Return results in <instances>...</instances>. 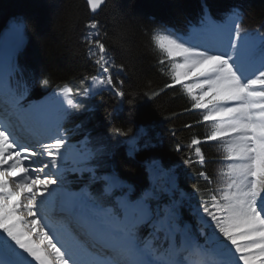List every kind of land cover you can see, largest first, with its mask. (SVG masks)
<instances>
[{"label": "snow or ice", "instance_id": "obj_1", "mask_svg": "<svg viewBox=\"0 0 264 264\" xmlns=\"http://www.w3.org/2000/svg\"><path fill=\"white\" fill-rule=\"evenodd\" d=\"M86 4L96 13L106 0ZM237 11L220 20L205 4L186 36L150 35L171 65L166 87H182L191 109L202 112L195 123L211 126L176 149H187L195 203L193 194L177 197L174 180L163 207L155 188L133 195L134 187L115 171L98 173L93 162L100 150L87 138L82 145L68 143L64 121L81 107L74 95L104 89L120 101L127 95L111 74L114 63L97 21L86 24L84 36L98 69L87 87L74 92L61 86L33 103L27 100L31 86L14 80V63L0 71V94L8 98L0 117V264H264V32L244 28ZM22 30L17 24L18 35ZM39 82L49 84L47 78ZM114 132L127 138L130 155L150 146L140 143L146 131ZM206 144L222 149L219 180L207 171ZM150 168L153 175L164 171L156 161ZM70 173L87 174L79 190L71 189ZM185 206L195 226L183 220Z\"/></svg>", "mask_w": 264, "mask_h": 264}, {"label": "trees", "instance_id": "obj_2", "mask_svg": "<svg viewBox=\"0 0 264 264\" xmlns=\"http://www.w3.org/2000/svg\"><path fill=\"white\" fill-rule=\"evenodd\" d=\"M205 4L220 20L238 10L244 28L264 32V0H106L94 16L84 0H0V32L9 19H22L26 43L16 54L15 76L31 86L27 98L32 99L65 84L74 92L87 86L96 67L86 57L81 34L89 21H97L115 66L123 65L118 81H123L127 95L123 101L110 92L95 97L74 95L81 107L72 109L64 121L69 140L83 144L87 138L90 147L100 150L93 162L99 166L98 173L115 171L134 187L133 195L148 187L145 163L154 160L172 171L179 192L193 194L195 203L199 195L194 171L184 163L187 149H176L178 144L190 143L193 136L202 138L211 126L195 123L202 119V112L191 109V98L182 87H166L171 83V65L150 43V35L167 27L187 33L198 22ZM161 59H165L164 65ZM43 78L49 80L48 85L39 82ZM115 128H132L134 133L143 129L147 134L140 143L147 141L150 146L129 155L127 138L115 133ZM204 151L209 157L207 171L219 180L222 149L206 144ZM68 179L80 187L87 174H70ZM203 184L201 180V189ZM98 189L99 185H92L90 190ZM181 211L183 220L195 226L189 208Z\"/></svg>", "mask_w": 264, "mask_h": 264}, {"label": "rangeland", "instance_id": "obj_3", "mask_svg": "<svg viewBox=\"0 0 264 264\" xmlns=\"http://www.w3.org/2000/svg\"><path fill=\"white\" fill-rule=\"evenodd\" d=\"M17 24H20L23 26V24L18 20V19H11L9 20L7 23H6V26L4 27V29L2 30V32L8 28V27H12V28H16V25ZM24 29V27H23ZM88 31V29L86 28V25L83 29V34H81V42L82 44L84 45L85 47V54H86V57L88 59H90L91 61H93L90 56H89V53H88V50H87V45L84 41V36L86 34V32ZM164 33H168V32H171L175 35H177L175 32L171 31L170 29H166V30H162ZM1 32V33H2ZM1 35V34H0ZM25 35V34H24ZM178 36H182V35H178ZM18 50L17 47H14L11 52L12 54H14L16 51ZM9 62V61H8ZM94 63V62H93ZM11 64H12V61H11ZM95 65V64H94ZM8 66L6 67V70H7ZM96 70H97V73H98V69L96 67ZM111 74L113 75L114 79H117L120 75H121V69L119 68H115L114 66L112 67L111 69ZM96 91V90H95ZM94 91V92H95ZM110 92L112 94L111 91L107 90V89H104V90H97V92L95 93H91L89 94L90 96L91 95H94L98 92ZM71 145H78V144H72V143H69ZM128 148H129V143H128ZM129 151H130V148H129ZM163 169V168H162ZM164 170V169H163ZM146 171H147V175H148V182H149V188L144 191L143 193L147 192V191H151L153 188H155L156 192L159 194L158 195V198H157V201H156V204H159V206L163 207L169 200L170 198V193L168 192V187H169V184L172 180H174L173 176L170 177L167 170H164L162 171L161 173H159L158 175H153L152 172H151V168H150V162H148L146 164ZM155 206V204H154Z\"/></svg>", "mask_w": 264, "mask_h": 264}, {"label": "bare ground", "instance_id": "obj_4", "mask_svg": "<svg viewBox=\"0 0 264 264\" xmlns=\"http://www.w3.org/2000/svg\"><path fill=\"white\" fill-rule=\"evenodd\" d=\"M15 29L16 28L8 27L0 35V71H4V68L8 64V61L10 59L11 50L14 47H17L18 44H22L23 46L25 42L24 29L22 30V32L19 33V35L15 31ZM43 100L44 99L38 102H41ZM38 102H35V103H38ZM2 105H3V102L0 101V107Z\"/></svg>", "mask_w": 264, "mask_h": 264}, {"label": "water", "instance_id": "obj_5", "mask_svg": "<svg viewBox=\"0 0 264 264\" xmlns=\"http://www.w3.org/2000/svg\"><path fill=\"white\" fill-rule=\"evenodd\" d=\"M84 2L86 3V0H84ZM87 5V4H86ZM88 7V6H87ZM103 7V6H102ZM101 7V8H102ZM88 10H89V13L91 14V15H95V14H97L99 11H100V9L96 12V13H92L91 11H90V9L88 8Z\"/></svg>", "mask_w": 264, "mask_h": 264}]
</instances>
